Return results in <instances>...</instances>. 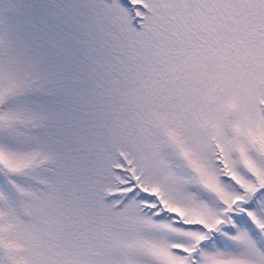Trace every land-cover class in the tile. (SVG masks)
I'll return each instance as SVG.
<instances>
[{"label":"snow or ice","instance_id":"6c2138e0","mask_svg":"<svg viewBox=\"0 0 264 264\" xmlns=\"http://www.w3.org/2000/svg\"><path fill=\"white\" fill-rule=\"evenodd\" d=\"M0 264H264V0H0Z\"/></svg>","mask_w":264,"mask_h":264}]
</instances>
